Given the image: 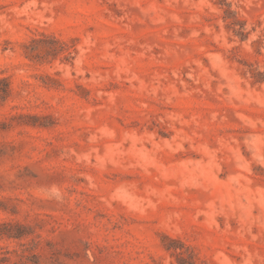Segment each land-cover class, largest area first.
<instances>
[{"label":"rangeland","instance_id":"rangeland-1","mask_svg":"<svg viewBox=\"0 0 264 264\" xmlns=\"http://www.w3.org/2000/svg\"><path fill=\"white\" fill-rule=\"evenodd\" d=\"M0 264H264V0H0Z\"/></svg>","mask_w":264,"mask_h":264},{"label":"trees","instance_id":"trees-1","mask_svg":"<svg viewBox=\"0 0 264 264\" xmlns=\"http://www.w3.org/2000/svg\"><path fill=\"white\" fill-rule=\"evenodd\" d=\"M21 234H12L10 232H7L6 230V227L4 224H0V238H3V237H7V238H10V237H15V236H19ZM2 247H0V262L4 260L5 256H1V253H4L5 251L4 250H1Z\"/></svg>","mask_w":264,"mask_h":264}]
</instances>
